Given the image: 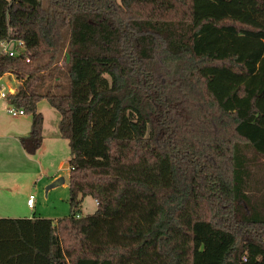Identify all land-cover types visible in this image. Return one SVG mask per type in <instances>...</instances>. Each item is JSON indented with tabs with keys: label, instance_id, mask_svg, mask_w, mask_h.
Here are the masks:
<instances>
[{
	"label": "trees",
	"instance_id": "trees-1",
	"mask_svg": "<svg viewBox=\"0 0 264 264\" xmlns=\"http://www.w3.org/2000/svg\"><path fill=\"white\" fill-rule=\"evenodd\" d=\"M4 41L27 154L60 113L70 214L0 222V264H264V0H0Z\"/></svg>",
	"mask_w": 264,
	"mask_h": 264
},
{
	"label": "rangeland",
	"instance_id": "rangeland-1",
	"mask_svg": "<svg viewBox=\"0 0 264 264\" xmlns=\"http://www.w3.org/2000/svg\"><path fill=\"white\" fill-rule=\"evenodd\" d=\"M16 43L0 42V53L15 51ZM61 66L64 63L61 62ZM5 75L0 80L1 92L6 95L14 93L18 87L14 76ZM67 70L62 69L59 80L65 84ZM50 84H53L50 81ZM57 94H65V88L54 89ZM8 108H15L5 98L0 96V222L2 228L10 231L15 220L40 221L58 220L70 214L69 187L70 150L68 141L60 136V113L50 106L47 100H42L38 110L45 118V137L42 147L34 155L27 154L21 144L11 136L8 129L15 128L22 137L30 132L32 118L30 115L12 117ZM18 110V109H17ZM5 136V137H4ZM4 137V138H3ZM57 176L64 178L65 183L47 190L45 183L49 178ZM33 196L34 205L28 207L27 200ZM97 210V203L92 197H86L79 208L82 216L92 215Z\"/></svg>",
	"mask_w": 264,
	"mask_h": 264
},
{
	"label": "built area",
	"instance_id": "built-area-1",
	"mask_svg": "<svg viewBox=\"0 0 264 264\" xmlns=\"http://www.w3.org/2000/svg\"><path fill=\"white\" fill-rule=\"evenodd\" d=\"M16 43V50L15 51H8V52H5L7 53L9 56H18V55H25V46L23 44V42L21 41H14ZM2 43H10L9 41H4ZM1 98H6V94L3 93V91L1 92ZM7 112L12 116V117H19V116H23L25 115L24 111L23 110H17V109H14V108H8L7 109ZM28 206L29 207H33L34 205V198L33 196H31L27 202Z\"/></svg>",
	"mask_w": 264,
	"mask_h": 264
},
{
	"label": "crops",
	"instance_id": "crops-1",
	"mask_svg": "<svg viewBox=\"0 0 264 264\" xmlns=\"http://www.w3.org/2000/svg\"><path fill=\"white\" fill-rule=\"evenodd\" d=\"M11 76H14V75H11ZM11 76H9V77H11ZM16 79V78H15ZM17 82H18V80H17ZM19 82H18V86H19ZM18 88V87H17ZM17 90V89H16ZM15 90V91H16ZM9 103V102H8ZM44 124H45V118H44ZM30 129H31V126H30ZM44 129H45V125H44ZM43 133H44V131H43ZM29 134H30V132H29ZM29 134L27 135V136H24V137H28L29 136ZM8 137H12L13 139H15V140H17L16 142L18 143H20L21 144V142H20V139L22 138V136H20V135H24V134H20V131H18V130H16L15 128H10V129H8ZM5 137V136H4ZM3 137V138H4ZM44 139H45V137H44V135H43V141H44ZM43 145V144H42ZM21 148L23 149V147H22V145H21ZM24 150V149H23ZM25 151V150H24ZM56 179H58V177L57 176H55V177H53V178H49V180L45 183L46 185H49L51 182H53L54 180H56ZM31 197V196H30ZM29 200V199H28ZM28 200H27V202H28ZM29 207V206H28ZM30 208V207H29Z\"/></svg>",
	"mask_w": 264,
	"mask_h": 264
},
{
	"label": "water",
	"instance_id": "water-1",
	"mask_svg": "<svg viewBox=\"0 0 264 264\" xmlns=\"http://www.w3.org/2000/svg\"><path fill=\"white\" fill-rule=\"evenodd\" d=\"M65 183V179L64 178H58L56 180H54L53 182H51L48 186H47V190H51L53 188H56L58 186H60L61 184Z\"/></svg>",
	"mask_w": 264,
	"mask_h": 264
},
{
	"label": "bare ground",
	"instance_id": "bare-ground-1",
	"mask_svg": "<svg viewBox=\"0 0 264 264\" xmlns=\"http://www.w3.org/2000/svg\"><path fill=\"white\" fill-rule=\"evenodd\" d=\"M10 42H14V41H10Z\"/></svg>",
	"mask_w": 264,
	"mask_h": 264
}]
</instances>
